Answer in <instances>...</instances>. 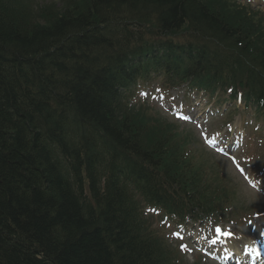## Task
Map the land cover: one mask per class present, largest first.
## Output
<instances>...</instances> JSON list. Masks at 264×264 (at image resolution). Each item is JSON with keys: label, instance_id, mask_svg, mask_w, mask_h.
<instances>
[{"label": "trees", "instance_id": "1", "mask_svg": "<svg viewBox=\"0 0 264 264\" xmlns=\"http://www.w3.org/2000/svg\"><path fill=\"white\" fill-rule=\"evenodd\" d=\"M46 1L0 0V264H174L142 203L213 211L227 190L126 90L161 72L264 110V29L230 0Z\"/></svg>", "mask_w": 264, "mask_h": 264}, {"label": "rangeland", "instance_id": "2", "mask_svg": "<svg viewBox=\"0 0 264 264\" xmlns=\"http://www.w3.org/2000/svg\"><path fill=\"white\" fill-rule=\"evenodd\" d=\"M245 6H251L255 10H259L264 13V3L262 0H239ZM38 6H43L47 3L46 0H35ZM228 15L229 11L223 9ZM160 80L154 79L148 81L146 84L138 86L137 97L139 101H147L151 107H154V111L162 114L170 123H175L180 131H188L195 135V144L200 149L201 155L205 158L214 168L224 171L225 176L229 179V182L234 185L236 193L233 196L232 204L228 205L226 211L230 213L231 217L234 215L240 218L246 215L247 211H251V217L255 212L263 210L261 215L255 214L256 218H252L251 222H248L244 226H236L232 224L219 223V226H224L225 230H229L234 236H236L237 242L239 240L259 238L261 232L264 231V119L258 118L255 114L254 105L246 106L245 101L230 102L224 104H215L208 98V96H193L186 97L184 86L180 89L171 90L169 93H165L161 89L159 83ZM133 89V88H132ZM135 94V93H134ZM147 94L148 96H145ZM210 99V100H209ZM237 104L235 113L233 108L229 106ZM186 113L191 112L198 115V120L195 123L181 122L175 118V112L180 110ZM241 111L238 114V111ZM226 113V114H225ZM243 126H242V120ZM230 121L234 122V126L241 129L240 135L233 134L227 143L234 137L241 138L247 132L248 136L244 140V144L241 149L236 153L238 162L245 168H252L257 166L262 170L255 173L253 177V184H255L254 190L248 187L247 182L244 181L236 171L232 162L222 154H217L215 150L207 144V138L210 137L214 130L221 129ZM245 121V125H244ZM243 127V128H242ZM223 128V127H222ZM251 138L249 139V137ZM195 146V147H196ZM255 158L251 159L250 156ZM251 170V171H252ZM154 215H149L153 228L160 231L162 234H169L176 229L174 225L165 218V222L161 221L162 216H157L156 211ZM159 215V214H158ZM236 220L239 224L243 223L242 219H235L234 217L230 221ZM226 223V222H225ZM175 247L180 243L172 241ZM187 262L193 263L198 258L201 259V264H214V262H207L206 257L197 256L196 254H183Z\"/></svg>", "mask_w": 264, "mask_h": 264}, {"label": "snow or ice", "instance_id": "3", "mask_svg": "<svg viewBox=\"0 0 264 264\" xmlns=\"http://www.w3.org/2000/svg\"><path fill=\"white\" fill-rule=\"evenodd\" d=\"M253 186H255V184H253Z\"/></svg>", "mask_w": 264, "mask_h": 264}]
</instances>
